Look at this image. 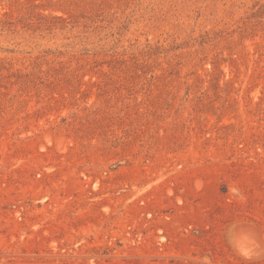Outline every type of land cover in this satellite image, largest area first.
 <instances>
[{"label":"rangeland","instance_id":"rangeland-1","mask_svg":"<svg viewBox=\"0 0 264 264\" xmlns=\"http://www.w3.org/2000/svg\"><path fill=\"white\" fill-rule=\"evenodd\" d=\"M0 264H264V0H0Z\"/></svg>","mask_w":264,"mask_h":264}]
</instances>
